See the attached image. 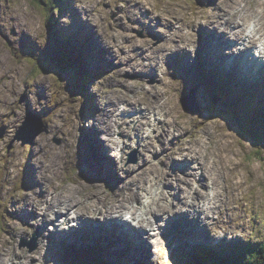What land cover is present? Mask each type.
I'll return each instance as SVG.
<instances>
[{
    "label": "rangeland",
    "instance_id": "obj_1",
    "mask_svg": "<svg viewBox=\"0 0 264 264\" xmlns=\"http://www.w3.org/2000/svg\"><path fill=\"white\" fill-rule=\"evenodd\" d=\"M236 1L68 0L69 6L57 12L53 2L48 8L38 0H0V264H17L21 260L22 252L28 253L26 249L20 248L22 241L30 242L34 235H37L36 248L40 249L41 254L46 253L47 244L42 241L40 245L39 242V226V232L45 234L46 240V227L50 228L51 233L54 227L60 230V227H66L65 223L70 224L73 219L77 228L84 227L85 236L82 240L71 242L69 247L84 252L96 249V246L102 251L109 250L115 254L106 259L110 264H182L175 256L174 259L170 257L171 251H180L185 257H194V252L187 250L184 242V228L179 230V224H175L179 220L178 216H168L170 223L162 222L164 227L158 228L160 233L148 236L152 244L149 243L147 249L146 243L145 254V250L140 247L144 245L141 242L144 236L138 238L132 232H125L120 237L113 233L109 237V243H105L96 234L100 231L101 223L92 220H89L90 229H87L82 219L80 224L76 216L64 215L62 219L59 213L54 220L56 222L57 219H62L57 227L52 221L45 224L48 216L42 209L49 200L47 206L54 204V209L48 214L53 215L56 210L65 214L67 206L72 202L71 206L80 210L82 207L79 203L89 206L92 204V212L86 216L102 217L108 210L117 212L122 207L129 209L130 213L143 208L149 210L144 203L152 201L167 205L170 210L172 203L165 194L170 192L172 211L187 206L189 211L186 214L190 219L198 217L200 208L192 205L196 204L193 201L203 204L201 207L204 209L201 210H204V214H207L216 201L217 206L210 211L208 218L199 220L207 227L208 237L217 245L219 251L224 248L225 252H228L226 247L232 241L256 243L264 231V144L251 141L250 137L237 133L232 125L226 126L225 121L220 119L222 111L216 116L203 112L198 114L182 111L178 101L184 95L180 79L195 65V59L198 58L202 46L207 47L210 44L214 48L217 45L220 47L218 54L212 52L210 55H215L214 66H217L225 64L226 55L221 52L223 48L226 50L233 47L234 41L240 45L232 37H225L226 34L211 35V31L218 30L207 24L214 12L223 11L225 17L234 15L237 20V12L242 8L264 14V0H238L241 2L240 7H236ZM49 17L56 25L58 23L54 20H58L60 27L80 28L88 33L81 51L79 47L74 54L83 57L86 72L95 74L101 69L89 84L78 87L71 77L59 81L57 76L48 75L49 67L45 70V75H39L34 68L37 65L35 58L41 51L49 52L52 48H48L45 29V21ZM74 29L70 31L76 37ZM224 32L229 35L232 30L228 28ZM228 38L231 45L221 48L225 46ZM94 44L104 53L99 54V48ZM170 44L173 47L169 48ZM182 44L188 45L185 49L187 61L184 56L180 57V48L185 47ZM65 46L67 48L62 45L63 51L69 52L71 48ZM28 47H32L31 52L35 58L23 53ZM169 52L176 57L167 59ZM235 54V58L240 59L241 54ZM91 55L102 59L101 64L94 65L90 61ZM148 55L151 57H147ZM155 55L158 56L156 63L153 61ZM228 56L232 57V54L229 53ZM211 57H207L208 65ZM256 70L260 69L254 68V71L247 75L253 82L264 78V74L251 78ZM148 71H152L153 76H149ZM60 72L58 77H62ZM238 76L243 77L239 73ZM247 77L245 81H248ZM221 79L222 83H225V78ZM185 81L188 82L190 90L199 94V84L195 77ZM204 84L215 92L205 82ZM84 89L94 97L97 106L92 116L82 93H85ZM157 94L164 98L162 104L167 108L166 113L156 120V117L161 116L158 98L150 100L153 103L150 111L138 110L140 118L136 122L139 136L131 127L132 117L122 114L123 109L128 106L123 103L115 105V98L125 102L129 98L128 103L135 104L137 109L139 100L145 103ZM225 95L231 98L233 94L225 89L223 96ZM224 97L223 101L227 100ZM199 100L196 95L195 102L198 106ZM202 101L205 102L203 98ZM147 107H150L149 103L144 108ZM85 108L88 115L83 117L82 110ZM116 112L120 114L115 115ZM129 113L137 115L135 111ZM28 114L33 119L39 114L43 128L39 137L33 138L30 144L22 145L15 141V135ZM162 125L163 129H158ZM244 126L247 130H257L258 134L255 132V136L263 139L264 129L261 126L249 123ZM146 132V136L151 132L152 137H144L142 134ZM26 137L30 138L28 135ZM79 137L88 143L96 163H80L76 152ZM193 140L195 143H192ZM214 142L221 146L223 161L219 160L214 151ZM223 142L226 151L222 149ZM187 149H190V155L200 158L205 165L208 186L200 184L199 175L195 177L187 171L193 165V161L189 160L190 156H184ZM186 159L189 162L184 165ZM213 162L217 163L215 167ZM212 167V174L217 177L219 183V186L215 183L219 187L217 199L215 193L212 195L209 190L214 191V186H211ZM192 178L197 179V184ZM27 179L33 181L31 185L25 184ZM72 183H79L77 189L66 187V184ZM195 185L197 187H194ZM190 186L194 190L186 195L189 192L185 193L184 189ZM140 187L147 191V195ZM132 191L145 195L146 199H136L137 194ZM90 192L98 197H95V194L88 195ZM126 193L128 195L124 196ZM54 195L71 196L70 200L64 198V203L55 199L53 203L51 198L56 197ZM106 197L112 201V206H102L101 199ZM124 197H127L128 201H123ZM144 199L146 201L142 203V208L127 206L132 201L133 206L139 207ZM30 205H34L35 211ZM22 213L25 217L21 216ZM148 216L158 225L162 214L150 213ZM120 218L121 222L115 223L120 222L119 224L129 231L134 230L128 210L124 209L123 217ZM157 225L153 222L145 233L156 232L154 226ZM143 226L145 227V224ZM169 226L178 230L174 236L167 232ZM162 232L168 233L183 246H174L172 242L176 241ZM87 238H90V241ZM133 240H136L135 250L138 256L134 254L132 247L123 246L129 245ZM78 242L81 247H77ZM117 243L122 244L125 249L116 246ZM55 246L57 249L60 247ZM127 249L130 256L121 257L118 254L120 251L127 252ZM56 254L55 251L51 252V256ZM35 255L24 254L21 264H29ZM64 256L65 251L56 258L64 259ZM45 259L52 261L50 257ZM52 264L57 262L52 261ZM62 264H65V260Z\"/></svg>",
    "mask_w": 264,
    "mask_h": 264
},
{
    "label": "bare ground",
    "instance_id": "obj_2",
    "mask_svg": "<svg viewBox=\"0 0 264 264\" xmlns=\"http://www.w3.org/2000/svg\"><path fill=\"white\" fill-rule=\"evenodd\" d=\"M236 2H237L236 7H240L241 6V2H239L238 0ZM237 13H239L238 20L235 18L234 15H231L230 17H225L224 14H223V11L214 12L213 17H210L207 20V24L211 25L212 28H217L220 31V33L222 32V34H223L225 29L230 28V30H232V32L229 33V36L232 37L233 39H235L236 41H238L239 44L241 45V46L238 45L237 46L238 48H235L234 50H231L229 52H222V53H224V55H226V56H224L225 63L230 60L229 64H234V61H233V58H232L233 56L229 57L228 56L229 53L232 54V55L234 53H239V54H241L240 58H242L243 52L249 51L251 49H256V51L258 50L259 55H257V56L264 60V14L257 13V12H254V11H250L249 8H246V9L242 8ZM224 20H225V22L223 23ZM54 21H56L58 23V25H59L58 20H54ZM221 26H222V28H221ZM63 27L64 26H62L60 28H63ZM67 29H69V28H67ZM171 29H173V28H171ZM215 30L211 31V35H213V36L220 35V34L217 33V30L216 31ZM57 31L61 32V29L55 30V32H57ZM63 33L66 34V32H63ZM58 34H59V32H57V35ZM67 38L68 37H65L64 40H67ZM226 43H228L227 40L225 41V44ZM209 46H211V45L209 44L207 47H209ZM64 47H66V46L64 45ZM68 48H70V47L68 46ZM215 49L220 50L219 47H215ZM237 49H239V51ZM217 50H214L215 54H218ZM108 54H111V53H108ZM210 55H209V57H211ZM49 56H50V54H48V57ZM147 57H151V56L148 55ZM153 58L156 60V59H158V56L155 55V56H153ZM214 59H215V55L210 58L211 63H214ZM232 61H233V63H231ZM210 66L214 67L211 64H210ZM253 66H254V68H258V69H260L262 71L264 70V64L261 63V62H258V61L254 62ZM196 68H197V71H199V74H201L200 66L197 65ZM260 70H256L255 74L257 76L255 74H253L251 78L259 77L260 74H264V71L262 72ZM210 71H211V69H210ZM239 75L242 76L243 74L240 72ZM200 76H201V78L203 80L202 74ZM211 80L213 82L214 78L212 77ZM218 83H222V79L221 78L218 79ZM219 91L224 92V90H221V88L219 89ZM215 92H218V91L215 90ZM224 98L225 99L228 98L227 95H225ZM224 101H226L228 103L227 100H224ZM149 105H150V107L144 108L143 110H142L141 107H139L138 110L142 111V112L150 111L153 108V103L151 101H149ZM159 109H160V112H161V107L160 106H159ZM223 110H221V111H223ZM82 116L84 117L85 115L82 114ZM125 119H126V117H125ZM156 120H159V118L156 117ZM216 141L219 142L218 139ZM217 142H214V151L218 155L219 160L223 161V156L220 153V151L222 152L221 146H218ZM192 143H195V141L193 140ZM222 149H223V151H226V146H225L224 142L222 144ZM186 151H187L186 152L187 154H185L184 156H186V155L190 156V158L194 162L193 169L196 170V171H192V172L190 171V174H192L195 177H197V175H199L198 179H199L200 184L203 185V186H208V178L205 177L206 170L204 169L205 165L202 163V160L200 158H196L195 155H190V153H191L190 149H187ZM180 155H182V152H180ZM213 165L215 167L217 165V163L213 162ZM211 170H214L213 167H212ZM216 170H217V168H216ZM207 174H208V172H207ZM211 180H212V173H211ZM214 181L218 185V180L215 179ZM78 184L79 183H72L71 185L66 184V187L77 189ZM15 187H16V185L14 186V188ZM93 194H95V193L90 192L88 195H92L93 196ZM94 196L98 197L97 194H95ZM56 198L57 197L51 198V201L54 203L53 199L58 200ZM61 200L64 203V199H61ZM69 200H70V198H69ZM101 201H102V206L103 207H106L107 205L112 206V201L110 202L107 199V197L105 199H101ZM123 201H128V198L124 197ZM193 202L198 204L196 201H193ZM79 204L82 207L81 210L77 209V208L74 209V207L71 206L72 202H70V204L66 208V212H65L64 215L65 216H72V215L76 216L78 223L81 224L80 220L83 219L88 213L90 214L92 212L91 211V207H90L92 204L90 206L89 205H85L83 203H79ZM144 204L146 205V207H149L150 209L149 210H141V209H139V210H136V211H132V213H130L129 209H127L128 210V216L130 217V219L132 221L136 222V225L139 227L140 230L141 229H147L148 226L151 227L152 224H153V221L150 218H148V216H147L148 215V211L154 212V213L156 212V213L166 214L168 216H169V214H167V213H169V212L173 213V211H174V210L170 211L167 205H159V204L153 203V201L152 202H147V203H144ZM30 207L33 209V211H35L34 205H30ZM53 209H54V204H50V205H48L46 207L47 213L48 212H53ZM124 209H126V208L122 207V209H120L118 211L119 216L123 217V210ZM78 210H80V211H78ZM111 213H113V209L108 210L105 213V216H109ZM202 213H204V212L202 211ZM21 216L25 217L24 213H22ZM172 216H177V214H173ZM169 217H171V216H169ZM122 220L125 221L124 219H122ZM164 221L166 223H170V219L168 217ZM120 222H116L115 224H111L110 223V225H111V227L113 225L114 228H115L116 225H118ZM144 224H145V227L143 226ZM76 225H77V223H75V221H73L70 224L66 225L67 227H62V229H67V232H60L59 230H57L53 235H49V232L46 229V231H47L46 240L48 241L49 245H53V246H50V248L55 249L56 251H59V252H63L66 248L69 247L71 242L76 241V240H82L83 236L85 235L84 227H81V228L78 227L77 228ZM99 232H97L96 234L101 239H103V242L109 243L110 235H107V234H104V233H99ZM130 237H132V236H130ZM137 237L140 238V237H142V235H138ZM128 244L129 245H123V246L125 248L132 247V249L134 251V254L136 256H138V252L135 250L136 240H133L131 243H128ZM55 245H59L60 246L59 249H57V247ZM116 246L123 247L122 244L119 245V243H117ZM77 247H81L80 242H78ZM89 250L92 251L91 249H88L87 251H89ZM118 254H120L121 256H125V255L126 256H130V252H129L128 249H127V252L120 251ZM46 257L47 256H42L44 261L43 262L42 261L41 262L38 261L37 264L38 263H40V264H52V261H53V263H55V261L53 259H51L52 261H50V260L47 261V259H45ZM106 264H110V262H106Z\"/></svg>",
    "mask_w": 264,
    "mask_h": 264
},
{
    "label": "trees",
    "instance_id": "obj_3",
    "mask_svg": "<svg viewBox=\"0 0 264 264\" xmlns=\"http://www.w3.org/2000/svg\"><path fill=\"white\" fill-rule=\"evenodd\" d=\"M40 4L46 5L49 7V5L54 2L57 4V6H60L63 4V0H38ZM51 14V13H50ZM47 34L50 37V43L53 45L52 49H54L55 56H51L50 58V65H58L56 60H60V62L67 64V63H74L70 58H63L65 55V51H63L62 45H67L65 43L64 38L68 37L70 39V42H73V40L70 38L71 34L67 33L66 30L60 28L59 25H56L55 23H52V18L49 17L47 21H45ZM62 29L61 32L57 35V32L55 30ZM66 32L67 34L63 33ZM76 45L72 44L71 49L69 52H66L67 54L71 55L74 53V47ZM41 58L40 60H42ZM37 64L34 68L38 72L39 75H43L45 73V70L48 69L43 67V65ZM48 67V66H46ZM65 69V67L62 68V71ZM49 73L51 72V69L48 70ZM45 75V74H44ZM253 109V108H252ZM257 110V109H254ZM263 124V123H262ZM250 133L251 131V138L256 139V142H260V139L255 136V131L252 130H246ZM257 133V131H256ZM255 136V138H254ZM259 140V141H258ZM262 147V146H261ZM261 149V148H260ZM262 236L256 240V243L251 244V242L247 241L246 245H242L241 250L238 252V250L232 252H217L216 254H207L205 257L207 260H210L211 264H264V231L262 232ZM252 239V238H251ZM258 241V242H257ZM106 264V263H104Z\"/></svg>",
    "mask_w": 264,
    "mask_h": 264
},
{
    "label": "water",
    "instance_id": "obj_4",
    "mask_svg": "<svg viewBox=\"0 0 264 264\" xmlns=\"http://www.w3.org/2000/svg\"><path fill=\"white\" fill-rule=\"evenodd\" d=\"M51 72H52L53 74H55V75H54L55 77L57 76V80H59V81H62V79H65L66 77H67V78L69 77V76L65 75L66 73H64V72H62V74H61L62 77H58V73L54 72V70H51ZM53 74L48 73V75H53ZM72 79H73V75H72ZM214 102H216V101L214 100ZM183 106H184L186 109H188V110H192L193 112H197V111H198V110H196L195 108H194V109L191 108L186 102L183 103ZM201 112H209V113H211V115L217 114V111H216V109H215L214 106L211 107V110L207 109L206 111H201ZM30 123H31V122L28 121V122H27V125H29ZM39 131H40V128L33 129V136H34V137L37 136ZM263 144H264V142H263Z\"/></svg>",
    "mask_w": 264,
    "mask_h": 264
}]
</instances>
